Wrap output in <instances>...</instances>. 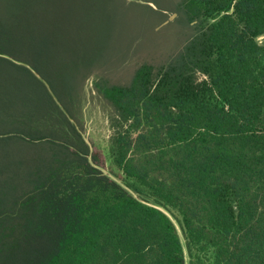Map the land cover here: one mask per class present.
<instances>
[{
  "label": "trees",
  "instance_id": "trees-1",
  "mask_svg": "<svg viewBox=\"0 0 264 264\" xmlns=\"http://www.w3.org/2000/svg\"><path fill=\"white\" fill-rule=\"evenodd\" d=\"M0 264H264V0H0Z\"/></svg>",
  "mask_w": 264,
  "mask_h": 264
},
{
  "label": "rangeland",
  "instance_id": "rangeland-1",
  "mask_svg": "<svg viewBox=\"0 0 264 264\" xmlns=\"http://www.w3.org/2000/svg\"><path fill=\"white\" fill-rule=\"evenodd\" d=\"M157 28H156V31H160L163 27L160 28L159 30ZM146 59H151V60L157 61L154 63H159L158 61L160 57L159 55L155 57L138 55L134 59L133 63L137 65ZM131 67H132V64H131ZM132 71L133 70H131L130 73ZM124 74H126V72H124ZM93 90L94 88H93V79H92L87 83V87H86L87 93H86V99L84 101V122H85V133L84 134H85L87 141L90 143L91 147L95 146L96 148H98L99 150L105 153V155L108 158V164L109 166H111L110 137L112 134V130L110 128L109 120L106 114V109L103 106L102 102L95 97V92ZM108 172L110 173L109 169H108Z\"/></svg>",
  "mask_w": 264,
  "mask_h": 264
},
{
  "label": "water",
  "instance_id": "water-1",
  "mask_svg": "<svg viewBox=\"0 0 264 264\" xmlns=\"http://www.w3.org/2000/svg\"><path fill=\"white\" fill-rule=\"evenodd\" d=\"M153 7H155L154 6V4H151ZM156 8V7H155ZM178 17V14L177 13H174V14H172L161 26H159L157 29L159 30L160 28H162V27H164V26H166V25H168L169 23H171V22H173V21H175L176 20V18ZM105 173L107 174V175H111L107 170H105ZM159 208V207H158ZM160 210H162L166 215H168L171 219H172V221L175 223V225H176V227H177V229L179 230V233H180V235H181V231H180V228H179V226H178V224H177V222L174 220V218L168 213V212H166L165 210H163L162 208H159Z\"/></svg>",
  "mask_w": 264,
  "mask_h": 264
}]
</instances>
